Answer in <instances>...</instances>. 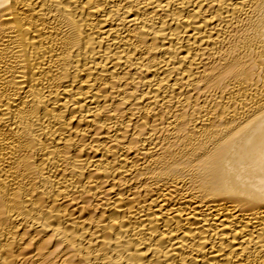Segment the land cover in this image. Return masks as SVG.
<instances>
[{
    "label": "bare ground",
    "instance_id": "1",
    "mask_svg": "<svg viewBox=\"0 0 264 264\" xmlns=\"http://www.w3.org/2000/svg\"><path fill=\"white\" fill-rule=\"evenodd\" d=\"M0 264H264V0H0Z\"/></svg>",
    "mask_w": 264,
    "mask_h": 264
}]
</instances>
